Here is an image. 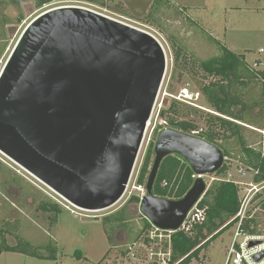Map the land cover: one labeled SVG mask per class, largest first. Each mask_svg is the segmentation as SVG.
I'll return each instance as SVG.
<instances>
[{
  "label": "water",
  "instance_id": "95a60500",
  "mask_svg": "<svg viewBox=\"0 0 264 264\" xmlns=\"http://www.w3.org/2000/svg\"><path fill=\"white\" fill-rule=\"evenodd\" d=\"M166 70L152 33L88 7L48 9L27 25L0 73V152L74 206L109 208L128 189ZM154 152L140 209L152 225L178 231L209 186L200 176L180 199L157 196L163 160L180 154L207 175L227 157L170 128Z\"/></svg>",
  "mask_w": 264,
  "mask_h": 264
},
{
  "label": "rangeland",
  "instance_id": "374dc122",
  "mask_svg": "<svg viewBox=\"0 0 264 264\" xmlns=\"http://www.w3.org/2000/svg\"><path fill=\"white\" fill-rule=\"evenodd\" d=\"M68 5L94 9L156 36L167 55V70L158 102L164 101V108H168L171 101L181 98L187 88L189 96H185L192 103L178 100L180 107L188 112L178 118L193 119L200 131L208 127L207 115L217 114L202 92L203 84L212 78L201 69L200 61L220 55L222 46H226L245 55L248 64L254 65L260 56L259 50L264 47V0H98L97 3L54 0L43 7L37 0H21L19 4L0 0V73L27 25L45 9ZM263 90L258 85L256 90L253 88L254 95L260 99ZM255 111L264 126V93L262 105ZM157 115L156 109L125 195L103 210L74 206L0 152V243L2 234L11 245L18 242L19 235L35 246L53 242L57 247L54 258L4 251L0 255V264L164 263L170 251L168 232H156L153 226L144 230L141 203L130 200L143 193L134 186L140 188L137 178L141 165L149 145L154 142L155 146L159 136L156 125H160L161 117ZM244 133L250 145L264 149L263 128L245 126ZM231 150L239 157L237 145L232 144ZM154 159L155 154L152 163ZM230 163L227 174L220 177L235 181L239 187H248L247 183L253 180V171L239 160ZM216 177L219 178L215 173L204 179L211 185ZM45 201L61 206L56 222H52L54 212L42 209L41 204ZM258 202L252 205V211L258 210L262 218L264 211ZM123 208H126L127 226L116 228L110 236L104 217ZM235 230L233 225L223 229L201 250L200 258L186 264H227L228 248ZM242 239L240 236L239 240ZM40 253L49 252L40 248Z\"/></svg>",
  "mask_w": 264,
  "mask_h": 264
},
{
  "label": "trees",
  "instance_id": "16d2710c",
  "mask_svg": "<svg viewBox=\"0 0 264 264\" xmlns=\"http://www.w3.org/2000/svg\"><path fill=\"white\" fill-rule=\"evenodd\" d=\"M10 1L19 4L21 0ZM53 1L37 0V3L40 7H43ZM97 1L90 0L93 3H97ZM199 65L206 76L212 78L210 82L203 84L202 92L207 97L211 109L217 112V114L210 113L207 115V129L200 131L197 122L193 119L178 118L179 115L188 112L180 107L179 101L176 99L171 101L168 108L162 110V118L167 120L168 128L201 137L222 149L228 160L216 173L219 177L227 174L230 162L236 159L240 163L242 162L247 169L258 171L254 177L256 181L264 180V149L250 145L244 133L245 126L253 129H264L260 121L261 117L255 111L257 107L262 105L264 90L260 95V99L253 92V88L256 90L258 85L262 89L264 88L263 70L254 67V65H249L245 55L238 54L226 46H222L220 55L203 59ZM195 112L199 111L196 110ZM218 140H221V144L218 143ZM232 144L237 145L239 148V157L232 152ZM154 154V142H152L148 147L138 174L137 182L139 185H146L147 183L153 165L152 155ZM194 173L192 167L182 155L167 156L159 169L154 185V194L172 199L182 198L195 182ZM257 199L259 200L260 209L264 211V191L257 195ZM130 200L139 203L140 197L133 196ZM199 204L207 208L206 221L195 225L192 232L178 230L171 233L169 264H186L193 259L200 258L201 250L224 229H221L224 224L238 213L241 205L240 187L235 181L225 179V177L215 179ZM41 207L44 211L54 212L52 222H56V215L62 211L59 204L50 201L43 202ZM126 219V208L105 216L104 222L109 225L106 230L107 233L112 236L116 228L126 227ZM261 219V216L259 218L253 217L252 222L255 227L251 229L250 225L247 224L245 228L250 233L258 232ZM152 226V223L145 217L143 229L148 230ZM139 235L140 233L137 237ZM17 237L18 242L11 245L4 234L1 235L0 255L4 251H17L32 256L54 258L57 247L53 242L35 246L24 237L19 235ZM40 248H45L49 253H40ZM153 264L158 263L154 262Z\"/></svg>",
  "mask_w": 264,
  "mask_h": 264
},
{
  "label": "built area",
  "instance_id": "2783aa9c",
  "mask_svg": "<svg viewBox=\"0 0 264 264\" xmlns=\"http://www.w3.org/2000/svg\"><path fill=\"white\" fill-rule=\"evenodd\" d=\"M260 56L256 61L254 62V67L262 69L264 72V47H262L259 50ZM162 89H160V92L158 94L155 107L153 109L152 116L147 124V130L152 125V122L154 120V112L157 109V116L158 118L161 117V120L159 122L160 125H156V128L158 133L160 134L163 130L168 128V122L166 119L162 118L161 112L164 108V101L158 102L160 98ZM189 96V90L185 88L183 92L181 93V98H175L177 100H181L183 102H189L192 103L191 100L186 98L187 95ZM186 95V96H185ZM146 136V135H145ZM228 158L226 159L225 163L227 162ZM253 171V180L249 183H247L248 187H240V200L241 205L238 213L236 216H234L232 219H230L221 229H225V227H229L231 225L236 226V230L233 234L232 242L228 248V257H227V264H264V258L260 261H257L255 259V255L262 253L264 251V217H262L261 221L258 225V232L256 233H250L246 228L245 225L249 224L251 229L255 227L254 223L252 222L253 217H260V214L257 211H252L253 207L252 205L255 204L258 199L257 195L264 191V180L262 181H256L254 179L255 175L258 173L257 170L250 169ZM242 173H245L244 170H241ZM210 175V174H207ZM202 176L203 178L206 175H199L194 173L193 178L196 180L198 177ZM220 178V177H219ZM219 178H213V181L215 179ZM131 182V181H130ZM130 185V184H129ZM145 188L143 189V187ZM140 185V188L137 186H134L135 189H142L143 193L140 196V203L143 200V197L147 194L146 185ZM210 186V185H208ZM129 187V186H128ZM141 191V190H140ZM201 201V199H200ZM199 201V202H200ZM196 203L194 207L190 210L188 213L185 221L183 222L181 228L179 230H184L186 232H192L195 225L202 224L206 221L207 217V208L202 207L200 204ZM254 206V205H253ZM155 227L156 232H168L169 241H171V233L175 232L173 230H163L156 226ZM243 236V239L240 241L239 237ZM251 241H260L259 244L250 247ZM170 245V251L167 260L164 259V263L160 264H169V257L171 255V242H169Z\"/></svg>",
  "mask_w": 264,
  "mask_h": 264
}]
</instances>
